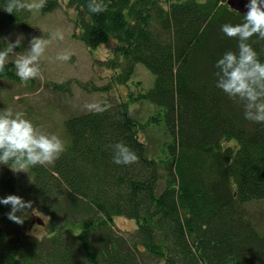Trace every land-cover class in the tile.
<instances>
[{"label": "trees", "instance_id": "obj_1", "mask_svg": "<svg viewBox=\"0 0 264 264\" xmlns=\"http://www.w3.org/2000/svg\"><path fill=\"white\" fill-rule=\"evenodd\" d=\"M6 2L0 37L28 28L31 17L4 12ZM104 2L107 10L94 15L88 0L66 1L73 37L87 48L112 42L100 62L112 72L108 83L87 88L128 86L138 63L153 81L127 98H105L102 114L67 116L66 151L54 164L26 175L14 162L2 165L0 197L19 195L33 207L18 225L0 204V264H264V212L252 211L264 205V123L245 119L243 102L216 86L217 61L238 50L221 26L244 14L226 0ZM59 7L47 0L41 13ZM248 43L264 63V40ZM2 79L17 82L14 61ZM69 82L50 86L69 93ZM118 142L139 162L115 164ZM117 217L132 229L120 232ZM38 221L47 225L39 235L30 231Z\"/></svg>", "mask_w": 264, "mask_h": 264}, {"label": "clouds", "instance_id": "obj_2", "mask_svg": "<svg viewBox=\"0 0 264 264\" xmlns=\"http://www.w3.org/2000/svg\"><path fill=\"white\" fill-rule=\"evenodd\" d=\"M46 4L47 0H38L32 4H27L24 0H7L3 11L13 14L33 8L41 10ZM107 7L104 0H88L87 3L88 11L94 15L104 13ZM245 7L247 12L242 23H226L221 26L222 33L238 40V50L225 52L217 61L219 72L216 73V86L229 98L243 102L245 119L264 123V63L248 43L253 36L264 40V0H249ZM53 38L63 40L64 36L57 32ZM24 39L23 35H17L14 40L0 37V41H7L6 47L0 50V73L5 71L9 58L15 55L16 76L22 81H29L42 76L40 61L50 40L34 36L28 41L25 53L18 54L15 50L23 46ZM57 59L69 61L71 54L62 53ZM85 108L90 113L102 114L107 111L108 105L106 101L88 103ZM112 147L115 164L127 166L139 162L136 152L126 144L118 142ZM65 151L66 147L61 138L56 134L41 131L26 118L24 112H14L10 108L0 111V165L14 162L19 169L16 172H22L26 168L54 164ZM0 204L11 206V210L6 214L7 218L18 225L24 223V214L33 207L31 200L25 201L15 194L0 197Z\"/></svg>", "mask_w": 264, "mask_h": 264}, {"label": "rangeland", "instance_id": "obj_3", "mask_svg": "<svg viewBox=\"0 0 264 264\" xmlns=\"http://www.w3.org/2000/svg\"><path fill=\"white\" fill-rule=\"evenodd\" d=\"M28 4L36 3L38 0H25ZM60 7L46 14H42L41 10L31 9V17L27 24L28 28L21 31H14L6 36L15 39L17 35L25 37L23 46L17 48L18 54H24L28 47V41L32 37L42 36L49 39L50 43L41 57L40 67L42 76L40 78L22 81L18 78L17 82L0 80V111L12 109L14 112H24L26 118L30 119L35 126L41 131L50 134H56L66 144L67 137L61 125L67 116L88 112L85 105L88 103H102L103 100H117L122 94L123 98H127L129 93L136 94L139 87H149L153 81L152 73L141 63L136 64L133 83L128 82V86L119 85L113 88L110 85L108 91H93V88H87V84L92 87H102L106 85L111 77L112 72L104 69V63L112 42L101 44L96 48L85 47L80 40L73 37L76 33L74 22L70 19V15H74L72 9L66 7L67 0H58ZM61 32L64 36L63 40L53 38L54 34ZM0 50L6 47L7 41ZM62 53H70L69 61H60L57 56ZM17 56H11L9 61L16 60ZM69 82L70 92L63 93L53 90L50 86L51 82L62 83ZM79 82L86 85V89L79 85ZM127 94V95H126ZM140 112L145 110V106L138 104ZM135 113V115H136ZM4 167L0 165V176ZM26 175V171L20 172ZM252 211L260 217V212H264V205H254ZM46 220V217H42ZM116 228L127 233L133 227V222L117 217ZM47 229V225L35 224L30 231L35 234H43Z\"/></svg>", "mask_w": 264, "mask_h": 264}, {"label": "water", "instance_id": "obj_4", "mask_svg": "<svg viewBox=\"0 0 264 264\" xmlns=\"http://www.w3.org/2000/svg\"><path fill=\"white\" fill-rule=\"evenodd\" d=\"M226 2L231 9L237 11L240 14H245L247 12L245 5L249 3V0H226ZM38 223L42 224L40 221H38Z\"/></svg>", "mask_w": 264, "mask_h": 264}]
</instances>
